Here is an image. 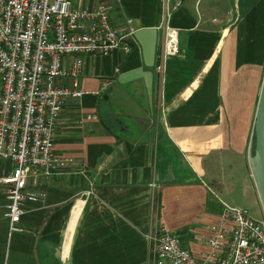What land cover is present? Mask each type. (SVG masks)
I'll list each match as a JSON object with an SVG mask.
<instances>
[{
	"label": "crops",
	"instance_id": "0c3cea01",
	"mask_svg": "<svg viewBox=\"0 0 264 264\" xmlns=\"http://www.w3.org/2000/svg\"><path fill=\"white\" fill-rule=\"evenodd\" d=\"M110 1L116 26L132 18L131 50L83 55L85 92L57 120L54 150L65 162L29 180L45 194L26 199L17 229L0 183V264H157L162 225L202 261L225 201L262 207L249 152L264 0H183L172 16L180 52L164 73L161 0ZM13 166L0 158V173Z\"/></svg>",
	"mask_w": 264,
	"mask_h": 264
},
{
	"label": "built area",
	"instance_id": "2783aa9c",
	"mask_svg": "<svg viewBox=\"0 0 264 264\" xmlns=\"http://www.w3.org/2000/svg\"><path fill=\"white\" fill-rule=\"evenodd\" d=\"M183 0H161L163 31L156 69L164 73L169 57L180 52L179 28L172 24ZM110 0L84 5L75 0H0V158L14 162L0 173L7 183L6 214L11 230L25 211L26 199L43 197L30 187L37 175L49 177L65 160L55 153L57 120L69 97H80L84 54L129 52L135 27L114 24ZM71 58L68 59L67 57ZM70 82H67V80ZM157 264H264V219L247 207L224 202L211 224V251L202 261L179 235L162 225L157 231Z\"/></svg>",
	"mask_w": 264,
	"mask_h": 264
},
{
	"label": "water",
	"instance_id": "95a60500",
	"mask_svg": "<svg viewBox=\"0 0 264 264\" xmlns=\"http://www.w3.org/2000/svg\"><path fill=\"white\" fill-rule=\"evenodd\" d=\"M249 164L264 211V75L256 108L253 138L250 143Z\"/></svg>",
	"mask_w": 264,
	"mask_h": 264
},
{
	"label": "rangeland",
	"instance_id": "374dc122",
	"mask_svg": "<svg viewBox=\"0 0 264 264\" xmlns=\"http://www.w3.org/2000/svg\"><path fill=\"white\" fill-rule=\"evenodd\" d=\"M238 200H241L238 199ZM250 213L251 215H253L255 218H258V219H264V211L261 207V205L257 204H253L251 207H250Z\"/></svg>",
	"mask_w": 264,
	"mask_h": 264
}]
</instances>
